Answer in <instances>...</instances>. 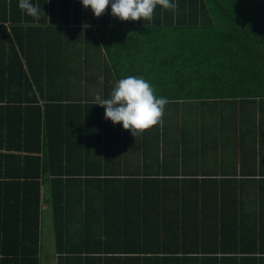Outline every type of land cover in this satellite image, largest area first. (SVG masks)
<instances>
[{
  "label": "trees",
  "instance_id": "16d2710c",
  "mask_svg": "<svg viewBox=\"0 0 264 264\" xmlns=\"http://www.w3.org/2000/svg\"><path fill=\"white\" fill-rule=\"evenodd\" d=\"M31 2L39 20L0 0V264H40L44 205L56 264H186L206 246L264 264V0H173L175 13L157 6L151 21H122L110 5L96 17L82 0ZM130 75L196 113L174 115L186 136L187 116L202 120L201 142L177 141L180 165L200 149L223 176L180 175L147 150L122 167L105 137L130 130L91 92L74 95L103 86L109 98ZM223 154L246 172L225 178L237 163Z\"/></svg>",
  "mask_w": 264,
  "mask_h": 264
},
{
  "label": "crops",
  "instance_id": "0c3cea01",
  "mask_svg": "<svg viewBox=\"0 0 264 264\" xmlns=\"http://www.w3.org/2000/svg\"><path fill=\"white\" fill-rule=\"evenodd\" d=\"M81 88L82 89L78 88L76 90V92H75L76 95H74V98L79 97V95L77 94L79 91H82L81 96L83 95V97L87 96V94H83L85 91L88 93L89 92L92 93V96H89L91 98H95V96L97 94H99L102 97L103 96V90H105L103 86H91L90 85L87 89H86V86H82ZM56 90L61 91V89H58V88H56ZM61 97L67 98L68 96L65 94H61ZM172 103H175L174 100H170L167 104L170 105ZM196 108L198 110H200L201 106L196 105ZM166 112L172 116L168 119H165L168 121L165 124V126L168 125L167 128L165 126H162V125H159V127L156 128L155 131H158L157 135H154L153 133H151L149 135H145V137H144L142 134H139L136 137H134L131 133H129L127 136H124L123 133H120L119 135H113L111 133L107 134V136L105 138L108 137L109 140L108 141L106 140L107 141L106 143L107 144H113L112 148H114V152H111V154L113 153L117 157L122 159V161H123L122 167H124V161H129L130 159H133L134 164L138 165V163H136L137 158L139 156H142V160H143L144 152L147 150V153L155 152V154L158 155L159 161L161 160L160 158L162 156H164V154L166 153L165 157L169 156L168 157L169 158L168 166H170L169 170L170 171H172V170L177 171L178 174H180V175L185 174V176H188V174H189L191 177L192 176H202V175H209V176L216 175V176H219L218 178H220V176H223V175H221V174H223V172L220 170V167L217 165L216 161L208 160V158L203 159L205 157V155L202 156V152L198 153V154L197 153L195 154V152L192 153L191 158L193 157V159H194V162L192 161L193 163L189 164V162H187L186 165H184V166L180 165L181 157H180L179 151L176 148L177 141L180 140L182 138V136H184L187 138V141H189L191 139L192 145L196 144L197 142H201L200 140H198V138L194 134H195V130L197 132L200 131L197 129L201 127L202 120L200 119V117H198V121H196L195 118H193L191 116H187L189 119L194 120L195 126L193 127L194 131L190 130V132H189L190 134L188 136H186L187 133L186 132L183 133L182 128L179 129L177 127L178 123H180L179 122V120L181 118L180 115L177 117L174 115L182 114V117L186 116V115L196 116L195 115L196 113L194 112L192 114L191 113L186 114L187 110L185 108H182V105H180V104L179 105L173 104V105L168 106L167 110H165L164 113H166ZM151 132H154V130H152ZM112 137H114V138H112ZM145 139L147 141H150L151 143L150 142L146 143ZM137 140H140V143L142 142V145L139 144L136 146ZM192 140H194V142H192ZM206 140H208L207 144L210 146V150L214 149L213 148L214 145L211 146L213 139L208 138ZM163 145L166 147H162ZM174 146H175V149H174ZM129 147H131V148H129ZM222 156H227V157H229L228 159H231V160L234 158V161H236V163H237L236 168L231 167L230 165L227 166V169H226L227 172H226L225 178L237 176V175H239V173L242 174L243 172H246L247 168L245 166H242L241 168L239 167V161H240L239 159L240 158H237V155L236 156L231 155V157H230L226 154L225 155L223 154ZM155 159H153L152 161H155ZM140 164H142V163H140ZM235 169H236V171H235ZM243 176H245V175H243ZM244 202L248 205H253V204L257 203V201H255L253 198H249V197L245 198ZM253 214H258V213H253ZM253 214H249V215H253ZM256 219L262 220V219H264V216L261 218H258L256 216ZM207 221H209V220H207ZM209 222H211V224H212V222H214V226L212 228L213 232H214V229H217V226H220V224L217 223L213 217H212V221H209ZM217 224H219V225H217ZM203 227H205V225H203ZM213 247H215V248H213ZM222 248H223V246H221L220 248H218L216 246H208V247L206 246L205 250H202L198 253L191 252V253H196V254H191L190 255L191 259L186 264H216L217 261H219L220 264H221V261L223 264H246L247 262H249L248 258L250 255H243V254L242 255H232L234 253H231L230 255H223V254H229L228 251H240V250H232L233 247H228V248H226V250H223L224 248L223 249ZM211 249H213V250H211ZM229 249H231V250H229ZM204 254H206V255H204ZM232 257H236L235 261H233V262L231 259ZM247 264H251V263H247Z\"/></svg>",
  "mask_w": 264,
  "mask_h": 264
},
{
  "label": "clouds",
  "instance_id": "9594fccd",
  "mask_svg": "<svg viewBox=\"0 0 264 264\" xmlns=\"http://www.w3.org/2000/svg\"><path fill=\"white\" fill-rule=\"evenodd\" d=\"M82 4L85 9L90 7L96 17L104 14L110 5L111 14L122 21H151L157 6L173 13L178 7L173 0H82ZM18 7L34 20H39L45 14L31 0H18ZM167 103V98L158 97L144 77L130 75L114 83L109 98L97 94L93 104L104 107L105 119H110L114 124L122 123L123 128L136 137L163 123Z\"/></svg>",
  "mask_w": 264,
  "mask_h": 264
},
{
  "label": "rangeland",
  "instance_id": "374dc122",
  "mask_svg": "<svg viewBox=\"0 0 264 264\" xmlns=\"http://www.w3.org/2000/svg\"><path fill=\"white\" fill-rule=\"evenodd\" d=\"M197 153H201L198 149ZM41 247L39 252L40 264H56L54 252V232L53 219L51 209L48 205H44L41 214V228H40Z\"/></svg>",
  "mask_w": 264,
  "mask_h": 264
}]
</instances>
